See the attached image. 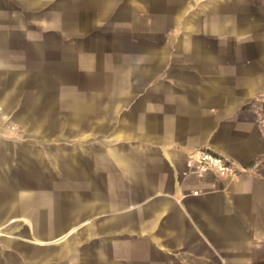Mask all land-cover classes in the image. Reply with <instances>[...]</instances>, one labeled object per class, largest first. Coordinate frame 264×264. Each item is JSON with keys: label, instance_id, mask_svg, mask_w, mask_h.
<instances>
[{"label": "crops", "instance_id": "1", "mask_svg": "<svg viewBox=\"0 0 264 264\" xmlns=\"http://www.w3.org/2000/svg\"><path fill=\"white\" fill-rule=\"evenodd\" d=\"M262 93L264 0H0V264H264Z\"/></svg>", "mask_w": 264, "mask_h": 264}, {"label": "built area", "instance_id": "2", "mask_svg": "<svg viewBox=\"0 0 264 264\" xmlns=\"http://www.w3.org/2000/svg\"><path fill=\"white\" fill-rule=\"evenodd\" d=\"M187 166L190 172L203 175L213 172L226 176H238L244 170L240 163L217 153L209 147H200L188 153Z\"/></svg>", "mask_w": 264, "mask_h": 264}, {"label": "rangeland", "instance_id": "3", "mask_svg": "<svg viewBox=\"0 0 264 264\" xmlns=\"http://www.w3.org/2000/svg\"><path fill=\"white\" fill-rule=\"evenodd\" d=\"M254 106H255V108L257 109V111H258V115H263V117H264V93H262L257 99H256V101L254 102ZM4 118V115H1L0 114V122L2 121V119ZM4 120V119H3ZM5 122H9V120H6ZM4 122V123H5ZM8 125V127H9V129H11V130H16V129H18V126L16 125V124H14V123H8L7 124ZM210 148V147H209ZM210 149H212V148H210ZM213 151H215L214 149H212ZM215 152H217V151H215ZM217 153H219V152H217ZM221 154V153H220ZM209 173H213V172H209ZM205 174H207V173H205ZM205 174H203V175H205ZM215 174V173H214Z\"/></svg>", "mask_w": 264, "mask_h": 264}]
</instances>
